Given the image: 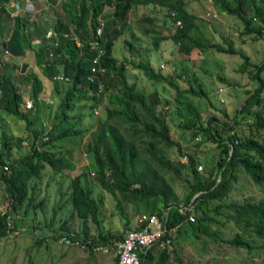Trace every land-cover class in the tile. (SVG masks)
<instances>
[{
	"label": "trees",
	"instance_id": "16d2710c",
	"mask_svg": "<svg viewBox=\"0 0 264 264\" xmlns=\"http://www.w3.org/2000/svg\"><path fill=\"white\" fill-rule=\"evenodd\" d=\"M188 1L190 0H62L64 17L60 12L52 22L58 32V45L52 46L41 35L39 37L42 42L36 46L32 44V35H39L43 30H40L41 20L33 16L35 14L39 16V13L19 11L13 15L10 14L9 0H0V123L4 111L23 120L25 127L30 131L28 140L17 136L13 142L12 135L0 130V180L4 184L7 200L5 206L0 209V237L7 235L8 231L13 229L8 224L7 216L12 219L15 228V218L19 215L17 212L21 206L23 213L28 211L29 206L34 208V213L37 208L43 209L47 201L45 196L37 201L34 199L36 179L42 176L46 164L50 166L47 169L55 172L74 169L75 163L64 152L50 147L54 145L53 139L78 135L88 129L76 127V120H73L76 114L71 111L77 107V101L85 99L82 105L89 107L87 113L82 110L77 117L93 116V108L100 106L103 96L108 95L113 105L104 106L106 115L97 118V127L92 138L87 141L86 149L92 157L91 168L94 177L108 192L116 195L118 190L128 196L138 204L141 212L155 213L165 219L164 235L148 247L145 253H141V264H147V260L156 258L154 247L166 237H169L168 242H171L169 232L172 229L179 232L183 227L180 226L182 222L196 223V227L191 226L194 235L198 234L196 231L201 230L210 236H219L211 229V222L217 220L215 214H220L223 208L233 211L232 214L227 215V218H233L235 222L243 218L245 224L232 236H219L221 240L241 246L248 252L264 246V197L258 200H228L232 184L238 179L239 171H243L255 183L264 185V57L259 63H252L249 54L236 50L231 45L224 48L217 43L204 42L194 37L191 30L198 16L188 11ZM216 1L219 2L222 10L240 17L244 24V33L251 34L253 39L264 40V0ZM136 2L157 3L165 7L166 15L163 22L165 25L174 26V30L169 34H160L156 29L145 27L144 32H153L151 39L154 46H158L160 41L166 38L178 42L179 47L185 51H191L194 47L216 45L215 48L220 51L238 53L243 58L241 69L250 66L248 72L257 79L256 87L230 120H220L215 114L208 115L205 122L201 120L200 110L184 94L189 92L205 96L213 105L200 82H195L189 87H181L174 78L163 74L161 69H155L149 60H136L132 56L130 60L118 59L113 54L115 40L128 29V16ZM104 12L106 15H103ZM142 17L147 22H155V16H150L149 13ZM176 18L180 19L181 26L175 23ZM100 20L103 21L100 39L103 49L98 62L94 63L92 58L98 52V48L91 46V38ZM64 32H67V35H64ZM128 32L130 38L124 40L127 45L133 46V40L137 35L132 30ZM7 52L12 60L18 56L24 57L21 68L22 71H26L31 81L29 96L33 100L34 109L22 104V89L15 81V74L12 72V65L14 67L19 65L16 62L13 64L4 57ZM30 64H35L40 68L42 75L48 78H52L57 72L69 76V80H53L52 97L59 98L58 109L61 117L59 123L53 124L52 129L47 131H44L41 112L43 107L54 105V103H46L43 97L50 84L46 86L44 78L32 69ZM94 64L96 69L92 70ZM128 66L139 69L154 82L164 81L176 89L175 100L178 107L188 111L184 120L178 125L191 129V134L197 136V139L202 138V135L198 134L202 133L204 139L216 143L215 147H218L219 154L212 165L203 158L205 166L203 164L202 170L197 169L196 165L201 162L202 157H195L189 152L186 154L181 144L169 136L164 114L156 110V104L161 101L158 92L145 91L139 88L136 82L129 81ZM182 74L183 70L178 75ZM221 79H224L223 76ZM222 112L226 114L224 110ZM249 116L251 121L247 120ZM244 122L249 126L248 131L243 129ZM56 128H62V131L54 136L53 131ZM223 131H225L224 135ZM142 133L148 137L147 150L152 158L173 173L179 172L178 167L158 154V142L168 146L174 145L180 154L186 155L187 161L180 164L189 166L192 179L188 182L189 189L182 199L159 170L142 164L144 159L135 142V135L140 136ZM45 134L48 136L47 139H42ZM24 140L26 143L29 142V151L12 159L11 148L14 144L21 146ZM37 140L40 146H37ZM87 173L86 170H82L72 177L70 201L80 218L86 220L90 217L99 223L98 203L91 196V188L84 183ZM135 183L138 185L134 186ZM197 192L189 212L184 214V207L180 204L187 205ZM117 206L122 216L126 218L122 206L120 204ZM141 206L144 208L141 209ZM189 215L194 217L193 220ZM66 221L65 219L60 224L56 232L53 230L54 233H70L71 231L65 228ZM144 223L146 220L137 221L134 227H140ZM126 224H130L128 220ZM247 225L251 226L253 233L247 232ZM35 226L33 225L32 228L37 232L39 226ZM184 229L186 230V227ZM121 234L108 230L106 233L100 232L97 237L89 240L84 238V240L86 239L85 242L91 247L111 243L113 238ZM46 237H48L47 233L36 238V241L40 243ZM51 237L54 238L53 235ZM259 240L263 242L259 244ZM164 248L159 252L157 264H163L164 258L169 255Z\"/></svg>",
	"mask_w": 264,
	"mask_h": 264
},
{
	"label": "rangeland",
	"instance_id": "374dc122",
	"mask_svg": "<svg viewBox=\"0 0 264 264\" xmlns=\"http://www.w3.org/2000/svg\"><path fill=\"white\" fill-rule=\"evenodd\" d=\"M187 9L198 16L191 30L194 37L204 42L217 43L220 46H224V48L231 45L236 50H242L249 54L252 63H259L263 59L264 40L262 38L253 39L251 34L244 33V24L240 17L222 10L216 0H190L187 3ZM52 10V7L48 12H41V10L37 9L36 12L44 14L37 19L41 20L40 22L48 21L52 24L51 17L55 16L51 12ZM60 12L62 13V10L58 11V13ZM130 12L128 29L115 40L112 48L113 54L118 59L127 58L130 60L132 56L136 60H149L155 69H161L163 74L174 78L181 87H189L195 82H200L213 105L205 96L194 95L189 92H184V94L200 110L201 120L205 122L208 115L211 114H215L220 120H230L257 84V79L248 72L249 65L244 70L241 69L243 58L238 53L220 51L215 48L216 45L204 48L194 47L191 51H185L172 38L162 39L158 46H154L151 39L153 32H144L143 29L145 27L156 29L157 33L160 34H169L173 31L174 26H171V24L165 25L163 22L166 8L157 3L142 4L136 2ZM249 12L252 13L251 10ZM148 13L150 16H155V22H147L143 19L142 16ZM33 18H36V14ZM129 30H132L137 35L135 40H133V46L127 45L124 40L125 38H130ZM23 59L24 57L18 56L14 62L19 64ZM30 66L42 76L40 68H37L35 64H30ZM128 68L127 76L129 81L136 82L137 86L145 91L154 90L158 92L161 101L156 104V110L163 112L169 128V136L181 144L183 152L186 154L189 152L195 157H202L200 161L203 164V158H205L206 162L212 165V162L217 159L219 154L218 147H215L216 143L204 139V134L202 133H198L202 135V138L197 139V136L195 137L191 134V129L178 125L180 121L184 120L188 111L185 108L178 107L175 100L176 89L164 81L154 82L148 79L137 68H130L129 66ZM182 70L183 74L179 76L178 74ZM17 72V69L14 70L15 74ZM222 76L224 79H221ZM15 80L20 84V89H22L23 102L31 99L29 96L31 90H28L31 82L26 85L21 81L19 82L16 77ZM44 84L46 86L50 84L48 90L43 94L44 101L46 103H54L52 106L43 107L41 112L45 127L44 131H47L52 129L53 124L59 123L61 115L60 109H58L59 98L54 99L52 97V89H54L53 78L44 79ZM84 100L77 101V107L71 112L76 114L73 119L76 120V127L80 126L88 129L78 135L73 134L53 139L52 144L54 145L50 147V149L64 152L75 163L74 169H63L55 172L47 169L50 166L46 164L42 176L36 179L34 201H37L42 196H45L47 201L43 209L37 208L36 213H34L32 206H29L28 211L23 213V206H21V209L17 212L19 215L15 218V228L11 220L9 226L13 229L8 231L7 235L0 237V264H111L114 251L112 242L98 245L97 249L91 248L96 245L84 248L79 245L59 243L50 235H53L54 231L59 229L60 224L65 219L67 220L65 224L66 230L77 234L76 237L82 241L97 237L100 232L106 233L108 230L122 233L128 228H133L141 213L143 214L136 202L118 190H116V195L108 192L94 177L93 169L91 168L92 157L86 149L87 141L92 138V134L97 127V118L106 115V107L104 106L106 104L112 106L113 103L109 100L108 95H104L100 106L93 108V116L84 115L79 118L77 114L80 111L84 110L86 113L89 111L88 106L82 105ZM85 102L88 103V101ZM31 107L35 108L34 103ZM223 110L226 114L222 112ZM2 115L0 130H5L12 135L13 142H15L17 136L27 139L30 131L25 127L23 120L4 111ZM247 120L251 121V116ZM245 123L243 124V129L248 131L249 126ZM61 131L62 128H56L53 131V135H58ZM224 134L225 131H223ZM42 139L44 138L42 137ZM147 140L148 137L144 133L140 136L135 135V142L138 144L141 150V157L144 159L142 164L159 170L172 184L180 199H182L189 189L188 182L192 179L189 166L180 164V162L187 161L186 155L180 154L174 145L168 146L163 142H158V154L173 166L178 167L179 172L175 174L172 170L164 168L152 158L147 150ZM36 142L37 146H40L39 140ZM29 148V142L26 143V140L21 142V146L14 144L11 148L12 159L20 157L23 153L29 151ZM82 170L88 172L84 183L91 188V196L95 198L99 206V223L90 217L86 220L80 218L70 201L71 179ZM237 173L238 179L232 184L228 200H258L264 197V185L255 183L243 171ZM137 185V183L134 184V186ZM5 196L4 184L0 180V209L7 202ZM118 204L122 206L126 218L122 216L117 206ZM188 204L185 206L187 207ZM144 206H141V209ZM232 213V210L223 208L220 214H215L217 220L211 222V229L215 230L219 236H232L235 231L241 230L243 224H245L243 218L236 222L233 218H227V215ZM127 220L130 223L129 225L126 224ZM33 225L39 226L37 232L33 231ZM192 225L196 227V223L185 221L180 225L183 227L179 232L172 229L169 232L171 233V242L164 245L165 248L160 244L155 246L153 252L156 258L147 260V264H157L159 252L163 248L169 252V255L164 258L163 264H264V246L248 252L247 249L241 246L232 245L221 240L219 236H210L201 230L196 231L198 234L194 235L191 231ZM184 227H186V230ZM246 227L248 228L247 232L253 233L250 225ZM46 233L49 234L48 237L38 243L36 238ZM84 238L86 239L84 240ZM262 242V240L258 241L259 244Z\"/></svg>",
	"mask_w": 264,
	"mask_h": 264
},
{
	"label": "built area",
	"instance_id": "2783aa9c",
	"mask_svg": "<svg viewBox=\"0 0 264 264\" xmlns=\"http://www.w3.org/2000/svg\"><path fill=\"white\" fill-rule=\"evenodd\" d=\"M9 4L16 6V8L18 7L16 2L13 0H11ZM13 11L14 13L12 14H16L18 12L17 9H13ZM175 23L181 26V21L179 18H176ZM102 25L103 21L100 20L99 24L96 26L94 36L92 35L91 38V46L98 48V52L92 58L94 63L98 62L100 55L102 54L103 45L100 40L102 37ZM64 35H67V32H64ZM44 36L54 46L58 45L59 36L58 32L54 27H49L44 33ZM95 69L96 65L94 64L92 65V70ZM52 78L53 80H69V76L63 74L62 72H57L53 74ZM32 103L33 102L31 99H27L23 102L26 107H31ZM47 137V134L43 135L44 139H47ZM196 167L198 170H202L203 163H197ZM180 206L184 207L185 205L180 204ZM185 208L186 206L184 207V210ZM7 218L8 224L10 225L12 219L9 216H7ZM189 218L193 220L194 217L192 215H189ZM142 220H146V223H144L142 226L129 228L123 231L121 236L113 238L112 244L114 247V251L113 262L111 264H141V253H145L148 247H150L154 242L158 241L159 238L164 235L166 231L165 219L163 220L155 213H143L137 221ZM53 236L59 243L65 245H79L84 248H87L86 246H88L85 241L79 240L72 232H57L54 233ZM168 241L169 239L165 238L164 240H160L159 244L163 246L164 243H168ZM91 248L97 249L98 245L93 246Z\"/></svg>",
	"mask_w": 264,
	"mask_h": 264
},
{
	"label": "crops",
	"instance_id": "0c3cea01",
	"mask_svg": "<svg viewBox=\"0 0 264 264\" xmlns=\"http://www.w3.org/2000/svg\"><path fill=\"white\" fill-rule=\"evenodd\" d=\"M34 5H35V10L33 11L34 13H39V16H43L44 14L43 13H41V12H48V11H50V9H51V7L53 8V10L51 11V12H53V14H55V16L54 17H51L52 18V22H53V19L54 18H56L57 16H58V11L59 10H62V12H64V10H63V7H62V0H34ZM41 10V12H36V10ZM109 9V8H108ZM71 11H72V9H71ZM32 12V13H33ZM50 12V13H51ZM131 13V12H130ZM130 13H129V15H130ZM49 15V14H48ZM103 15H106V12H104L103 13ZM39 16H36L37 18L39 17ZM50 16V15H49ZM62 17H64V13H62ZM101 17H102V15H101ZM104 17V16H103ZM55 20V19H54ZM40 30H43L41 33H39V35H36V34H34V35H32L33 37H32V44H34V45H40L41 44V42H42V40L40 39V37L39 36H43V37H45L44 36V33L46 32V30L49 28V27H54V24L52 23V24H50L48 21H42L41 23H40ZM35 28V27H34ZM55 28V27H54ZM92 35V34H91ZM45 39H47L46 37H45ZM47 41H48V39H47ZM49 42V41H48ZM50 43V42H49ZM52 46H54L53 44H52ZM7 60H9V61H11L13 64H14V60H12V58H11V55L7 52V53H5V56H4ZM24 60V59H23ZM23 60H21V62H23ZM19 63L18 64V62H16V64H18L19 66L18 67H14V65H12V72L14 73V70H18V72H17V74H15V77L19 80V82L21 81L23 84H26V85H28L31 81H30V79H29V77L27 76V73H26V71H22V69L23 68H21V66H22V63ZM42 77L46 80L48 77H46V76H44V75H42ZM16 81V80H15ZM28 90H31V85H30V88H28ZM27 90V91H28ZM167 238V237H166ZM169 238V237H168ZM168 243H170V242H168ZM164 245H166V242L164 243ZM163 245V246H164Z\"/></svg>",
	"mask_w": 264,
	"mask_h": 264
},
{
	"label": "clouds",
	"instance_id": "9594fccd",
	"mask_svg": "<svg viewBox=\"0 0 264 264\" xmlns=\"http://www.w3.org/2000/svg\"><path fill=\"white\" fill-rule=\"evenodd\" d=\"M10 1L11 0H9V3H10ZM13 1L16 2L18 7L16 8V6L9 4V6L11 7V13L10 14H12L13 9H17L18 12L19 11L33 12L35 10L34 0H13ZM16 14H13V15H16Z\"/></svg>",
	"mask_w": 264,
	"mask_h": 264
},
{
	"label": "water",
	"instance_id": "95a60500",
	"mask_svg": "<svg viewBox=\"0 0 264 264\" xmlns=\"http://www.w3.org/2000/svg\"><path fill=\"white\" fill-rule=\"evenodd\" d=\"M218 180H219V178H218ZM194 196H195V194L192 196L191 201L189 202L188 206L185 208L184 214H187L189 212V210L192 206V200H193Z\"/></svg>",
	"mask_w": 264,
	"mask_h": 264
}]
</instances>
